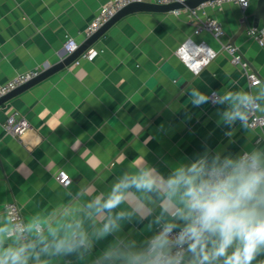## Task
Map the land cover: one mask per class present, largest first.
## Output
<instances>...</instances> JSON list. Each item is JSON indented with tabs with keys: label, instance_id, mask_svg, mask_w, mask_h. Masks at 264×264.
Instances as JSON below:
<instances>
[{
	"label": "crops",
	"instance_id": "0c3cea01",
	"mask_svg": "<svg viewBox=\"0 0 264 264\" xmlns=\"http://www.w3.org/2000/svg\"><path fill=\"white\" fill-rule=\"evenodd\" d=\"M108 1L0 0V85L20 72L59 63L65 40L73 37L80 45L87 40L84 30ZM256 4L251 0L247 10L224 2L185 7L181 13L128 14L88 48L98 50L93 60L79 56L78 64L77 58L0 106V254L27 246V264H107L100 257L110 245L143 247L158 230L152 222L163 196L132 189L115 210L131 217L119 222V231L97 238L108 214L99 213L93 202L107 199L122 176L138 171L143 158L167 176L205 154L223 159L264 151V127L227 126L218 115L226 104L194 107L187 93L246 94L259 101L258 113L264 115V43L248 33L253 27L248 15ZM208 17L222 24L223 35L195 32ZM244 22L248 29L239 34ZM257 29L264 32V25ZM187 39L219 51L199 75L176 55ZM228 43L238 47L241 65L232 63L224 49ZM248 69L259 75V85H250ZM13 113L30 122L21 137L4 128ZM60 169L72 178L68 187L55 178ZM11 201L21 206L32 241L7 236L5 205ZM140 204L143 211L134 212ZM38 223L44 227L40 234ZM81 233L92 242L90 250L51 251L59 240L72 241ZM45 245L49 252L41 251ZM262 261L264 254L253 264Z\"/></svg>",
	"mask_w": 264,
	"mask_h": 264
},
{
	"label": "clouds",
	"instance_id": "9594fccd",
	"mask_svg": "<svg viewBox=\"0 0 264 264\" xmlns=\"http://www.w3.org/2000/svg\"><path fill=\"white\" fill-rule=\"evenodd\" d=\"M187 93L194 107L206 103L226 104L225 110L218 113L221 122L227 126L240 122L247 127L252 97L225 94L214 100L212 95L198 89H188ZM137 168L135 174H125L114 184L107 199L98 197L93 202L99 213L108 214L97 238L119 231V222L131 217L133 213L115 210L128 200L132 189L163 196L161 212L152 222L159 225V230L143 247L122 241L110 245L100 257L102 261L107 264H253L264 254V151L254 149L223 159L218 154H205L191 163L175 166L167 176L144 158ZM133 211L142 212L143 205H135ZM92 247V242L81 233L72 241L59 240L51 246V251L67 254ZM41 251L49 252L50 248L45 245ZM27 261V246L0 254V264H27Z\"/></svg>",
	"mask_w": 264,
	"mask_h": 264
},
{
	"label": "built area",
	"instance_id": "2783aa9c",
	"mask_svg": "<svg viewBox=\"0 0 264 264\" xmlns=\"http://www.w3.org/2000/svg\"><path fill=\"white\" fill-rule=\"evenodd\" d=\"M185 1L187 0H110L102 5L97 15L91 20L89 25L84 30V34L87 38L92 36L105 23H107L112 17H114L118 11L135 2L171 4L174 2ZM224 2L237 3L244 10H247L251 5V0H210L202 3V5L206 3H210L212 5H220ZM181 11L182 9L175 10L176 13H181ZM204 30L209 31L215 37H220L224 34L222 24L217 19L212 17H208L204 21H202L196 27L195 32L200 33ZM248 33L252 36H255L261 44L264 43V32H259L257 28L252 27L248 30ZM79 46L80 44L76 39H74L73 37H68L63 45L65 52L64 57L76 51ZM224 49L231 55V61L233 64L241 65L243 63V57L239 53V49L237 46L228 43L224 46ZM218 53V50L213 48L205 41L197 43L192 39H187L182 45L178 47L176 51V55L189 67V69L195 75H199L201 71L218 56ZM97 54L98 50H96L95 48H90L83 52L79 58L93 60ZM79 58L75 61L76 64L79 63ZM42 71V69L36 68L16 74L6 83L0 85V98L15 90L17 87L25 84L26 82L38 77ZM247 76L250 80L251 86H257L262 82L259 75L251 69H248ZM210 95L213 96L214 100L219 98V95L216 92H212ZM251 97L253 99V104L248 109L247 125L251 128L264 127V115L258 113L260 103L255 97ZM29 127V120L26 117L17 115L15 113L11 114L4 123L6 132L14 137H21ZM55 178L64 187H68L72 182L70 174L64 169H60L55 175ZM5 209L7 218L9 219L11 224L10 228L7 231V236L17 237L18 239L25 242L32 241L33 239L29 235L28 224L21 206L17 202L11 201L5 205ZM35 230L37 234H40L43 232L44 227L42 224L38 223L35 225Z\"/></svg>",
	"mask_w": 264,
	"mask_h": 264
},
{
	"label": "water",
	"instance_id": "95a60500",
	"mask_svg": "<svg viewBox=\"0 0 264 264\" xmlns=\"http://www.w3.org/2000/svg\"><path fill=\"white\" fill-rule=\"evenodd\" d=\"M207 1H210V0H187L185 2H174L171 4H156L152 2H135V3L127 5L126 7L118 11L114 17H112L107 23H105L101 27V29H99L96 33H94L87 40H85L78 47L76 51H74L68 56H65L59 63L44 69L38 77L26 82L25 84L19 86L17 89L1 97L0 106L5 104L13 96L23 92L24 90L30 88L31 86L37 84L38 82L48 78L52 74L70 65L83 52H85L89 47H91L115 22H117L123 16H126L134 12H173L175 10H179L185 7L195 9L201 6L202 3L207 2ZM249 17L253 18V23H252L253 28H259L261 23L264 25V0H257V4L254 10L251 12L250 15H248V18ZM247 29H248V24L244 22L238 33L242 34ZM232 42L234 43V40Z\"/></svg>",
	"mask_w": 264,
	"mask_h": 264
}]
</instances>
